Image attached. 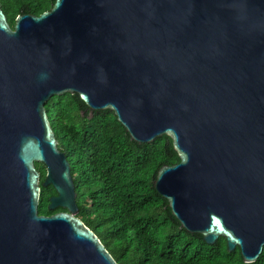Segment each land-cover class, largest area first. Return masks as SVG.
I'll return each mask as SVG.
<instances>
[{"label": "water", "instance_id": "water-1", "mask_svg": "<svg viewBox=\"0 0 264 264\" xmlns=\"http://www.w3.org/2000/svg\"><path fill=\"white\" fill-rule=\"evenodd\" d=\"M65 92L111 109L137 142L170 136L179 161L154 187L172 214L247 263L259 257L264 0H55L13 26L0 1V264H119L77 215L46 108ZM48 185V208L66 210L39 212Z\"/></svg>", "mask_w": 264, "mask_h": 264}, {"label": "trees", "instance_id": "trees-1", "mask_svg": "<svg viewBox=\"0 0 264 264\" xmlns=\"http://www.w3.org/2000/svg\"><path fill=\"white\" fill-rule=\"evenodd\" d=\"M11 26L17 15L40 14L55 0H0ZM59 147L67 154L78 191L77 214L93 229L119 264H264L247 263L240 248L229 250L220 236L209 244L202 234L183 228L168 201L157 192L159 167L179 156L167 134L137 142L111 109L91 110L74 92L53 95L46 103ZM41 180L45 166L37 164ZM52 185L42 186L39 212L51 214Z\"/></svg>", "mask_w": 264, "mask_h": 264}, {"label": "flooded vegetation", "instance_id": "flooded-vegetation-1", "mask_svg": "<svg viewBox=\"0 0 264 264\" xmlns=\"http://www.w3.org/2000/svg\"><path fill=\"white\" fill-rule=\"evenodd\" d=\"M54 194H56V191H55V193H54ZM51 195H53V194H51ZM51 195H50V196H51ZM50 196H49V197H50ZM56 209H57V211H59V210H66V209H65V208H63V207H57Z\"/></svg>", "mask_w": 264, "mask_h": 264}]
</instances>
